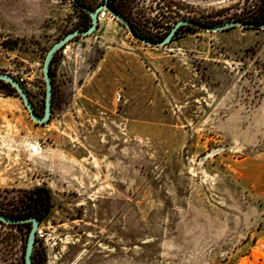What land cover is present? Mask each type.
<instances>
[{"label":"rangeland","instance_id":"374dc122","mask_svg":"<svg viewBox=\"0 0 264 264\" xmlns=\"http://www.w3.org/2000/svg\"><path fill=\"white\" fill-rule=\"evenodd\" d=\"M117 4L157 40L182 19L264 15V0ZM104 20L56 54L48 125L0 82V213L20 216L38 187L51 193L36 264H264V30L184 27L150 47ZM90 25L71 1L0 0V73L39 116L48 50ZM27 239L0 223V264H25Z\"/></svg>","mask_w":264,"mask_h":264},{"label":"water","instance_id":"95a60500","mask_svg":"<svg viewBox=\"0 0 264 264\" xmlns=\"http://www.w3.org/2000/svg\"><path fill=\"white\" fill-rule=\"evenodd\" d=\"M74 7H76L81 12H84L90 16L91 25L86 29H75L68 34H66L63 38L58 40L47 52L46 57L43 63V77L45 81V100H44V114L39 116L31 103L30 97L26 89L22 86V84L9 76L8 74L0 73V82H4L9 84L13 89H15L16 94L21 99L25 109L27 110L29 117L32 121H34L38 125L48 124L52 118V105H53V82L51 78V64L55 55L64 49L70 42H72L76 38L80 37H89L96 33L99 29V13L103 10L107 11L111 17H113L118 23L125 27V29L129 32V34L139 43L144 44L150 47H166L171 44L176 37L178 31L183 27H193L195 29L207 31V32H224L237 27H241L244 29H255V30H264V22L257 23L246 20H232L229 22H225L217 25H208L203 24L201 22L191 20V19H182L177 21L173 27H171L169 33L162 40H152L146 37L139 35L132 26V23L127 20L122 14L117 12L112 6L109 4V0H105V2L95 9H91L88 6L83 5L79 0H70ZM0 223L4 225L17 226V225H25L31 224V230L28 235L26 249H25V264H33V254L36 245V231L40 226V219L36 216L28 217V218H10L0 213Z\"/></svg>","mask_w":264,"mask_h":264},{"label":"trees","instance_id":"16d2710c","mask_svg":"<svg viewBox=\"0 0 264 264\" xmlns=\"http://www.w3.org/2000/svg\"><path fill=\"white\" fill-rule=\"evenodd\" d=\"M79 1L83 5L88 6L89 8L93 9L91 6H89L88 4H86L85 2H83L82 0H79ZM117 1L118 0H109V4L117 12H119L121 14V12L119 11L120 8H119V6L117 4ZM246 21H252V22L261 23V22H264V15H263V17L261 19H253V20H250L249 19V20H246ZM86 28H88V27H84V28H80V29H86ZM133 28L135 29L134 26H133ZM135 31L139 35H141L143 37H146L148 39H152V40H156L157 41V39H155V38H153L151 36H145L144 34L140 33L136 29H135ZM169 31L167 33H165L161 38H158V40H162L163 38H165V36L169 33ZM54 58H53V61H54ZM53 61H52V63H53ZM51 74H52V64H51ZM46 125H48V124H46ZM28 199H29L28 208L20 216H15V218L20 219V218H28V217L36 216L37 218L40 219V222L42 223L43 219L50 213V211L52 209V197H51V193L47 189H45V188L38 187V188L34 189L30 193ZM10 218H12V217H10ZM17 227H26L28 229V235H29V232L31 230L32 225L31 224L17 225ZM36 244H38V241L37 240H36ZM33 264H36V259H35V255L34 254H33Z\"/></svg>","mask_w":264,"mask_h":264},{"label":"built area","instance_id":"2783aa9c","mask_svg":"<svg viewBox=\"0 0 264 264\" xmlns=\"http://www.w3.org/2000/svg\"><path fill=\"white\" fill-rule=\"evenodd\" d=\"M51 1L57 5L62 4L66 1L70 2V0H51ZM108 17H110V14L107 11H105V10L101 11L99 13V16H98L99 23H100L101 19H105ZM36 240L38 241V244L39 243H43V244L47 243L48 233H47L46 228L42 225V223L40 224V226L38 227V229L36 231Z\"/></svg>","mask_w":264,"mask_h":264},{"label":"bare ground","instance_id":"6f19581e","mask_svg":"<svg viewBox=\"0 0 264 264\" xmlns=\"http://www.w3.org/2000/svg\"><path fill=\"white\" fill-rule=\"evenodd\" d=\"M109 18L113 20V17H109ZM105 21L106 20L101 19L100 24H103ZM27 148L30 151V157H32V156H39L41 154V152H42V149H41V147L39 145L28 144V147ZM8 158H10V155H8ZM68 243H69L68 241L65 242V244H68Z\"/></svg>","mask_w":264,"mask_h":264}]
</instances>
